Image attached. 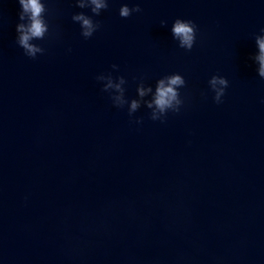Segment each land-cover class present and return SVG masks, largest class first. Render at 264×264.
Returning a JSON list of instances; mask_svg holds the SVG:
<instances>
[{"label": "water", "instance_id": "1", "mask_svg": "<svg viewBox=\"0 0 264 264\" xmlns=\"http://www.w3.org/2000/svg\"><path fill=\"white\" fill-rule=\"evenodd\" d=\"M39 2L31 58L0 0V264H264V0ZM172 74L181 103L162 111Z\"/></svg>", "mask_w": 264, "mask_h": 264}, {"label": "clouds", "instance_id": "2", "mask_svg": "<svg viewBox=\"0 0 264 264\" xmlns=\"http://www.w3.org/2000/svg\"><path fill=\"white\" fill-rule=\"evenodd\" d=\"M22 7V11L19 14V23L16 27L17 33H19L17 38L18 45L25 49V55L35 58V53L38 51L36 47L29 44V40L32 37H41L44 33V24L41 19V13L44 10L43 6L40 4L39 0H18ZM77 5L80 8H85L86 5L82 0H77ZM90 8L93 14L100 15L102 10H106L109 7L108 0H90ZM142 9L139 5L134 8H130L127 4L123 5L119 14L123 18H128L133 12H140ZM72 19L74 21H81L82 35L85 38H90L100 27L98 23L93 22V19L87 16L85 13L81 12L79 14L73 15ZM167 21H161V26H166ZM172 34L174 39L179 41V46L186 50H191L196 42V25L191 20H183L177 18L172 26ZM264 32V29H261ZM257 43L259 45V55L255 57L259 61V75L264 78V35L256 36ZM114 67L116 65H113ZM186 81L184 77L180 74H172L166 76L165 79H161L158 82L157 87V98L156 105L163 111L166 107H171L172 102L175 101L180 104L181 101L178 99L179 93L176 91L178 86H185ZM210 87L215 92V101L217 103L221 102V98L225 94V89L228 87L229 81L221 76H213L209 81ZM220 84L224 87L217 89L216 85ZM141 95L143 91L141 90ZM133 109L137 107L134 102L132 105ZM179 108L174 109L173 112H179ZM155 120V117H152Z\"/></svg>", "mask_w": 264, "mask_h": 264}]
</instances>
